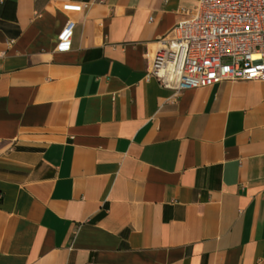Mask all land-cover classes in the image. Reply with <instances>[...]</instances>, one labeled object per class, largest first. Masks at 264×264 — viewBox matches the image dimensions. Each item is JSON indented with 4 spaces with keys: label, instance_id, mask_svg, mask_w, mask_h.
<instances>
[{
    "label": "crops",
    "instance_id": "crops-1",
    "mask_svg": "<svg viewBox=\"0 0 264 264\" xmlns=\"http://www.w3.org/2000/svg\"><path fill=\"white\" fill-rule=\"evenodd\" d=\"M197 3L0 0V264H264V81L145 79Z\"/></svg>",
    "mask_w": 264,
    "mask_h": 264
},
{
    "label": "built area",
    "instance_id": "built-area-1",
    "mask_svg": "<svg viewBox=\"0 0 264 264\" xmlns=\"http://www.w3.org/2000/svg\"><path fill=\"white\" fill-rule=\"evenodd\" d=\"M73 29L69 22L60 32L59 50L70 49ZM156 44L145 79L175 91L264 81V0H198Z\"/></svg>",
    "mask_w": 264,
    "mask_h": 264
}]
</instances>
